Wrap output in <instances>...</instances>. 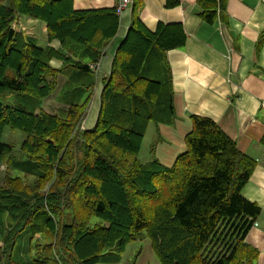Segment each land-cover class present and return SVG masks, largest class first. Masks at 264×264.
<instances>
[{
    "label": "trees",
    "instance_id": "1",
    "mask_svg": "<svg viewBox=\"0 0 264 264\" xmlns=\"http://www.w3.org/2000/svg\"><path fill=\"white\" fill-rule=\"evenodd\" d=\"M224 2L199 0L206 20L213 23ZM143 7L134 0L96 126L84 130L93 67L119 31L117 8L0 0V165L7 166L0 264H120L127 247L144 237L161 264H257L246 238L261 209L242 192L258 163L213 120L191 117L186 152L171 168L139 160L149 125L174 124L166 53L186 41L177 26L150 32L140 19ZM21 16L46 23L49 42L61 49L18 32ZM54 59L63 62L60 69ZM61 78L57 101L66 108L50 114L45 100L58 93ZM7 129L26 134L25 160L3 142ZM94 218L101 223L93 225Z\"/></svg>",
    "mask_w": 264,
    "mask_h": 264
},
{
    "label": "crops",
    "instance_id": "2",
    "mask_svg": "<svg viewBox=\"0 0 264 264\" xmlns=\"http://www.w3.org/2000/svg\"><path fill=\"white\" fill-rule=\"evenodd\" d=\"M74 1L78 11L114 9L121 2ZM171 1L177 4L170 5V0H143L140 13L142 23L154 34L160 26H177L186 36L182 48L166 53L175 106V121L169 126L173 132L169 130L166 135H180L183 154L186 152L185 137L192 130L191 117L208 118L237 143L243 154L257 161V168L242 195L261 209L246 243L258 252L257 264H264V0H225L213 23L206 20L199 0ZM133 4L131 0L119 15L118 34L106 48L101 62L93 68L96 88L82 127L84 130L96 126L105 83L132 24ZM14 28L36 38L44 48L61 49L59 41L49 42L47 24L42 21L21 16ZM52 66L60 69L63 62L54 59ZM64 84L65 79L61 78L58 93L45 100L46 111L49 100L58 102ZM62 108L66 107L59 103L58 109ZM149 130L150 127L147 133ZM164 155L167 157V151ZM5 171L7 174V166ZM0 246H3L1 242Z\"/></svg>",
    "mask_w": 264,
    "mask_h": 264
},
{
    "label": "rangeland",
    "instance_id": "3",
    "mask_svg": "<svg viewBox=\"0 0 264 264\" xmlns=\"http://www.w3.org/2000/svg\"><path fill=\"white\" fill-rule=\"evenodd\" d=\"M58 105L59 103L55 102L54 99L49 100L46 105L48 113H58ZM169 126L170 125H158L155 123L149 126L150 130L144 138L142 151L139 156L140 162L149 164L155 161L167 168H171L175 164L178 157L182 154V140L180 135H166L169 130L173 132V129ZM170 137H172V139ZM26 138L27 136L24 132L13 131L11 129H7L4 134L3 142L14 146V156L18 160L26 159V155L22 151V145ZM165 151H167V157L164 155ZM10 174L14 177L22 176V174L16 170H11ZM6 175L5 166L2 169L0 166V185L4 184ZM97 223H101V220L94 218L92 224L95 225ZM1 257L0 253V259ZM120 264H161V262L153 250L151 240L148 237H144L127 247Z\"/></svg>",
    "mask_w": 264,
    "mask_h": 264
},
{
    "label": "built area",
    "instance_id": "4",
    "mask_svg": "<svg viewBox=\"0 0 264 264\" xmlns=\"http://www.w3.org/2000/svg\"><path fill=\"white\" fill-rule=\"evenodd\" d=\"M131 4V0H121L117 7L118 14L120 15Z\"/></svg>",
    "mask_w": 264,
    "mask_h": 264
},
{
    "label": "bare ground",
    "instance_id": "5",
    "mask_svg": "<svg viewBox=\"0 0 264 264\" xmlns=\"http://www.w3.org/2000/svg\"><path fill=\"white\" fill-rule=\"evenodd\" d=\"M129 77V76H128ZM159 105V104H158ZM164 110V109H163ZM170 112V111H169Z\"/></svg>",
    "mask_w": 264,
    "mask_h": 264
}]
</instances>
